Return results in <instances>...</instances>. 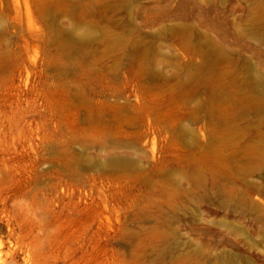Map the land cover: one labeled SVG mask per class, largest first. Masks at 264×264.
<instances>
[{"label":"rangeland","instance_id":"374dc122","mask_svg":"<svg viewBox=\"0 0 264 264\" xmlns=\"http://www.w3.org/2000/svg\"><path fill=\"white\" fill-rule=\"evenodd\" d=\"M0 264H264V0H0Z\"/></svg>","mask_w":264,"mask_h":264},{"label":"bare ground","instance_id":"6f19581e","mask_svg":"<svg viewBox=\"0 0 264 264\" xmlns=\"http://www.w3.org/2000/svg\"><path fill=\"white\" fill-rule=\"evenodd\" d=\"M82 9V8H81ZM81 16V15H80ZM55 17V16H54ZM53 18V17H52ZM49 19V18H48ZM54 21V20H53ZM57 21V20H56ZM48 23V22H47ZM56 23H58V21L56 22ZM78 27V26H77ZM96 31V30H95ZM91 33V31L89 30V29H85V30H83V31H81V32H79V33H77V35H79V36H87V35H89ZM103 38V37H102ZM133 44V43H132ZM62 46V45H61ZM63 46H65V45H63ZM212 49V48H211ZM84 50V49H83ZM63 51H65V50H63ZM82 51V50H81ZM136 51H137V49H136ZM199 51V50H198ZM204 51V50H203ZM83 52V51H82ZM118 53H119V51H118ZM213 54V53H212ZM72 55V54H71ZM83 56V55H82ZM146 56V55H145ZM59 59V58H58ZM73 67V66H72ZM71 67V68H72ZM74 68V67H73ZM69 69H70V67H69ZM150 70V69H149ZM66 71V70H65ZM148 73V72H147ZM108 75V74H107ZM155 77V76H154ZM89 79V78H88ZM73 83V82H72ZM89 100V99H88ZM250 100H251V98H250ZM249 100V101H250ZM251 101H253V100H251ZM95 103V102H94ZM131 103V102H130ZM94 105V104H93ZM237 106V105H236ZM159 120V119H158ZM121 146H123V145H121ZM111 150V149H110ZM125 152V151H124ZM108 156V155H107ZM115 161H121L122 159L121 158H115L114 159Z\"/></svg>","mask_w":264,"mask_h":264}]
</instances>
